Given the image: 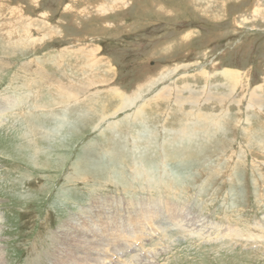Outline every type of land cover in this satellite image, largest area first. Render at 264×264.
<instances>
[{
	"label": "rangeland",
	"instance_id": "obj_1",
	"mask_svg": "<svg viewBox=\"0 0 264 264\" xmlns=\"http://www.w3.org/2000/svg\"><path fill=\"white\" fill-rule=\"evenodd\" d=\"M109 1L0 0V98L16 99L0 111L1 264H69L71 238L90 229L84 220L110 222L118 236L115 216L154 203L155 225L166 230L117 246L133 243L126 252L138 251L136 263L264 264V99L248 96L259 88L264 98V0ZM225 69L238 73L232 91L222 86ZM68 87L76 99L51 104ZM114 89L138 96L137 106L117 112ZM208 91L231 97L207 100ZM139 109L152 131L143 148L131 123ZM196 111L221 124L218 134L193 136L175 152L166 140L188 122L194 129ZM168 207L185 223L173 224ZM109 246L106 264L126 263L117 260L125 251L112 256Z\"/></svg>",
	"mask_w": 264,
	"mask_h": 264
},
{
	"label": "bare ground",
	"instance_id": "obj_2",
	"mask_svg": "<svg viewBox=\"0 0 264 264\" xmlns=\"http://www.w3.org/2000/svg\"><path fill=\"white\" fill-rule=\"evenodd\" d=\"M109 1V0H108ZM126 0H110L109 1V3H111L110 5L111 6H121V5H123V3L125 2ZM202 2H203V0H202ZM201 1L198 3V5L201 3V4H205V3H202ZM125 5V4H124ZM196 5V4H195ZM212 5V4H211ZM214 5V4H213ZM212 5V6H213ZM256 5V4H255ZM108 7V6H107ZM200 8H201V6H200ZM253 8H255V7H253ZM259 8V7H258ZM256 9V8H255ZM208 11V10H207ZM256 11V10H255ZM259 11H260V9H259ZM211 12V11H210ZM212 12H213V10H212ZM262 12H263V10L261 11V13L260 14H262ZM209 13V12H208ZM207 13V14H208ZM255 13V12H254ZM264 13V12H263ZM254 16V15H253ZM262 16V15H261ZM40 24V23H39ZM29 25V24H28ZM35 26V25H34ZM40 27V26H39ZM28 28V27H27ZM25 29V28H24ZM14 31V30H13ZM11 34V33H10ZM29 34V33H28ZM49 34H51V31H50V33ZM30 35V34H29ZM48 35V34H47ZM24 36H28V35H24ZM9 37H10V35H9ZM15 37V36H14ZM28 40H29V37H26ZM20 39V38H19ZM24 39V38H23ZM35 39V38H34ZM17 40V39H16ZM22 40V39H21ZM13 41V40H12ZM25 41V40H24ZM24 41L22 42L23 44H24ZM31 41V40H30ZM33 41V40H32ZM35 41V40H34ZM18 42V41H17ZM27 43H29L28 41H26ZM18 44V43H17ZM21 44V43H20ZM24 45H26V44H24ZM31 45V44H30ZM14 46V45H13ZM16 46V45H15ZM23 46V45H22ZM6 49V48H5ZM12 50H14V49H12ZM81 50V49H80ZM91 52V51H90ZM89 53V52H88ZM75 54V53H74ZM88 62H89V60H88ZM92 62V61H91ZM94 63V62H93ZM92 63V64H93ZM86 64V63H85ZM86 66H88V64L86 65ZM92 66V65H91ZM91 66L89 65V67L91 68ZM105 65H103V67H104ZM81 68V67H80ZM89 68V69H90ZM93 68V67H92ZM91 68V69H92ZM108 69V68H107ZM203 71H206V70H203ZM88 75H87V77H86V79L85 80H89V81H87L86 83H88V85L89 84H91V85H93V83L94 82H92L93 81V79H95V77L91 74V72H86ZM170 73H171V71H170ZM220 73V72H219ZM165 74V73H164ZM172 74V73H171ZM220 74H222L221 76H223L224 77V79H225V83H224V85H222L223 87H224V89L226 88L227 90H229V91H232V90H234V88H235V86H236V84H237V78H235V76H237L238 75V73H233V72H230V71H228V70H223V71H221V73ZM86 75V74H85ZM84 75V76H85ZM241 75V74H240ZM242 76V75H241ZM98 77V76H97ZM93 78V79H92ZM102 78V77H101ZM100 78V79H101ZM161 78H164V77H161ZM82 79V78H81ZM92 79V80H91ZM156 79V78H155ZM69 80V79H68ZM91 80V81H90ZM160 80V79H159ZM162 80V79H161ZM70 81H71V79H70ZM95 81V80H94ZM109 81V80H108ZM59 82H61V81H59ZM98 82V81H97ZM101 82H102V79H101ZM100 82V83H101ZM105 82V81H104ZM103 82V83H104ZM107 82V81H106ZM157 82V81H156ZM160 82V81H159ZM158 82V83H159ZM247 82V81H246ZM57 83H58V81H57ZM73 83V82H72ZM77 83H81L80 81L79 82H77ZM85 83V82H84ZM152 83V82H151ZM162 83V82H161ZM239 83H241V82H239ZM238 83V84H239ZM65 84V83H64ZM96 84H98V83H95L94 85H96ZM195 84V83H194ZM75 85V84H74ZM87 85V86H88ZM150 85H152V84H150ZM149 85V86H150ZM155 85V84H154ZM191 85V84H190ZM70 86V85H69ZM80 86V85H79ZM81 86H84V85H81ZM186 86H188V85H186ZM185 86V87H186ZM212 86V85H211ZM73 87V86H72ZM246 87V86H245ZM248 87V86H247ZM261 87V86H260ZM150 88H151V86H150ZM165 88V87H164ZM191 88V87H190ZM186 89V88H185ZM259 88H255V90H252V92L248 95L249 96V98H250V100L252 101V100H256V101H259L260 100V102H261V99H264L263 98V96L262 95H258L257 94V91L256 90H258ZM60 90L61 91H63L64 93L63 94H61V92L59 93V96H58V99H54V100H52V102H51V104H61V105H65V104H69V102L72 100V97H75V99H76V97H77V93H78V91H76L75 90V88H70V87H68V88H60ZM115 90V89H114ZM114 90H113V92H114ZM260 90V89H259ZM185 91V90H184ZM193 91V90H192ZM215 91H216V89H215ZM228 91V92H229ZM180 93H181V91H179ZM179 92H177V93H179ZM191 92V91H190ZM209 92V91H208ZM214 92V91H213ZM212 92V93H213ZM108 93V92H107ZM115 94H113L114 96H115V98L116 97H118L120 100H119V102H118V106H116L117 108H114V109H117V112L119 111V110H123L124 108H130V107H132V106H134L135 104H136V102L139 100V98H138V96H133V97H126L124 94H120V92L119 91H116L115 90V92H114ZM192 93V92H191ZM190 93V94H191ZM212 93L210 94V92H209V94H207L208 95V97H207V100H209V99H211V100H214V101H217V99L219 100V98L220 97H224V98H226V97H228V96H230L231 95V92H229V93H227V92H225L224 94L222 93V94H220V96L218 95V94H215V93H213V95H212ZM139 94V93H138ZM162 94V93H161ZM204 94V93H203ZM215 94V95H214ZM93 95V94H92ZM137 95V94H136ZM160 95V94H159ZM166 95V94H165ZM188 95H189V93H188ZM163 96V95H162ZM181 96V95H180ZM19 97V96H18ZM17 97V98H18ZM179 97V96H178ZM184 97V96H183ZM201 97V96H200ZM231 97V96H230ZM16 98V97H15ZM20 98V100L22 101V99H21V97H19ZM28 98V97H27ZM26 98V99H27ZM112 98V97H111ZM141 98V97H140ZM164 98H166V96H164ZM180 98V97H179ZM197 98V97H196ZM163 99V98H162ZM182 99V98H181ZM181 99H179V100H181ZM184 99V98H183ZM185 99H186V97H185ZM191 102H190V104L191 103H193V104H196V102H197V99H195V94H192L191 96H190V98H188ZM188 99H187V101H188ZM14 100V99H13ZM12 99H10V98H8V97H2V98H0V111L1 110H11L12 108H13V106L15 105V101H16V99H15V101H13ZM25 100V99H24ZM116 100V99H115ZM167 100V99H166ZM224 100V99H223ZM31 101H33V100H31ZM140 101H142V100H140ZM139 101V102H140ZM143 101H144V99H143ZM148 101V100H147ZM183 101H185V100H183ZM187 101H185V102H187ZM17 102H19V100L17 99ZM145 102V101H144ZM177 102H179V101H177ZM264 102V101H263ZM22 103V102H21ZM37 102H33V104H36ZM49 103V102H48ZM176 103V102H175ZM180 103V102H179ZM183 103V102H182ZM181 103V104H182ZM187 103H189V102H187ZM32 104V103H31ZM177 104V103H176ZM258 104H260L259 102H258ZM18 105V104H17ZM111 105V104H110ZM20 106H21V104H20ZM53 106V105H52ZM136 106H137V104H136ZM182 106V105H181ZM15 107H16V105H15ZM138 107H140V105L138 106ZM192 107V106H191ZM250 107V106H249ZM263 107V106H262ZM88 108H89V106H88ZM87 108V109H88ZM196 108V107H195ZM251 108V107H250ZM84 109V108H83ZM83 109L81 110V111H83ZM98 109V108H97ZM5 110V111H6ZM90 110V109H89ZM109 110V108L106 106H103L102 108H101V110H100V116L104 119L105 118V112L106 111H108ZM191 110V109H190ZM198 110V109H197ZM86 111V110H85ZM85 111H83V112H85ZM37 112V111H36ZM116 111H115V113H117ZM183 112V111H182ZM92 113H93V111H92ZM111 112H108V114L107 115H109ZM47 114V113H46ZM87 114V113H86ZM113 114H114V112H113ZM112 114V115H113ZM135 114V116H133L134 118H133V120L131 121V123H132V126H133V135L136 133V130H135V127H136V124L137 125H139V127L140 128H137L138 130H137V132L140 134V135H138V134H135L134 135V138H135V141H138L137 143H139V146L140 147H142L143 145H142V141H144V140H142L143 138H145V137H143V135H145L146 136V138H149L147 135H151V133L150 132H152L151 130H149V127H148V125H147V119H145L142 115H143V113H142V111H141V109H139V110H137V112L136 113H134ZM133 114V115H134ZM194 115H195V118H196V127L194 128V129H191L190 130V128H189V130L187 129V126H189V124H191V122H188L189 124L186 126V127H184L183 129H180V130H178V131H174L173 132V134L169 137V139L168 140H166L167 142L169 141V143H168V145L171 147V146H173V150L175 151V147H174V145L175 144H177V143H179V142H187L188 141V139L189 140H191L190 138H194L193 136H195V137H197V138H202V139H204L205 140V142H208L209 141V139L210 138H213L214 136H215V134L217 135L218 134V132H219V130H217L218 128L220 129V127H221V124L218 122V121H216L215 119L213 120V122L211 121V120H209L210 118H211V116L210 115H208V114H205L204 112H201V111H196V112H194L193 113ZM42 115V114H41ZM87 115H90V114H87ZM96 115V114H95ZM111 115V114H110ZM187 115H190V114H185V116H187ZM29 116V115H28ZM83 116V115H82ZM81 116V117H82ZM91 116V115H90ZM33 117V116H32ZM83 117H85V116H83ZM93 118H92V120L91 121H96V117H94V116H92ZM145 117H147V116H145ZM188 117V116H187ZM192 117H193V115H192ZM191 116H190V118H192ZM28 118V117H27ZM88 118V117H87ZM30 119V118H29ZM90 119V118H89ZM99 119V118H98ZM127 119V118H126ZM36 120V119H35ZM48 120V119H47ZM208 120V121H207ZM224 120V119H223ZM44 121V120H43ZM90 121V120H89ZM100 121H102V119L100 120ZM186 121V120H185ZM195 121V120H194ZM215 121V122H214ZM31 122V121H30ZM29 122V123H30ZM47 122V121H46ZM93 123V122H92ZM195 123H192V124H195ZM31 124V123H30ZM47 124V123H46ZM128 124V123H127ZM42 125V124H41ZM129 125V124H128ZM184 125V124H183ZM205 125H206V127H208L209 129H206V127H205ZM99 126V125H98ZM194 126V125H193ZM27 127V126H26ZM32 127V126H31ZM34 127V126H33ZM97 127V126H96ZM191 127V126H190ZM44 128V127H43ZM109 128V127H108ZM192 128V127H191ZM48 129V128H47ZM41 130H44V129H42L41 128ZM132 131V130H131ZM221 131V130H220ZM31 134H34V133H31ZM53 135V134H52ZM39 136V135H38ZM48 136V135H47ZM156 137V136H155ZM30 138V137H29ZM264 138V137H263ZM28 139V138H27ZM156 139V138H155ZM166 139V138H165ZM142 140V141H141ZM134 141V140H133ZM150 141V140H149ZM43 142V141H42ZM51 142V141H50ZM145 142V141H144ZM148 142V141H147ZM189 142V141H188ZM202 142V141H201ZM52 143V142H51ZM58 144V143H57ZM151 144V143H150ZM154 144H156V143H154ZM161 144H163L162 142H161ZM164 144H166V143H164ZM180 144H182V143H180ZM184 144V143H183ZM49 145H50V143H49ZM123 145V144H122ZM121 145V146H122ZM148 145V144H147ZM146 145V146H147ZM152 145V144H151ZM179 144H177L176 146H178ZM26 146V145H25ZM120 146V147H121ZM123 146H125V145H123ZM161 146V145H160ZM167 146V145H166ZM186 146V145H185ZM197 146V145H196ZM138 147V146H137ZM144 147V146H143ZM142 147V148H143ZM164 147V146H163ZM168 147V146H167ZM179 147H181V146H179ZM179 147H177V149L179 148ZM114 148V147H113ZM139 148V147H138ZM147 148V147H146ZM166 148V147H165ZM35 149H37V148H35ZM110 149V148H109ZM118 150H119V148H117ZM124 149V148H123ZM122 149V150H123ZM151 149V148H150ZM154 149V148H153ZM176 149V150H177ZM181 149V148H180ZM180 149L178 150L179 152H180ZM112 150V149H111ZM164 150V149H163ZM166 150L168 151V149L166 148ZM183 150V149H182ZM186 151L188 150V149H185ZM33 151H34V149H33ZM109 151V150H108ZM116 151V150H115ZM121 151V150H120ZM153 151V150H152ZM174 151L172 152V150H171V154L172 153H174ZM35 152H37V151H35ZM112 152V151H111ZM114 152V151H113ZM113 152L111 153V154H113ZM138 152V151H137ZM165 152V151H164ZM176 152V151H175ZM179 152L177 153V154H179ZM191 152V151H190ZM40 153V152H39ZM42 153H43V150H42ZM121 153H122V151H121ZM136 153V152H135ZM141 153V152H140ZM140 153H138V154H140ZM147 153V152H146ZM149 153H150V151H149ZM181 153V152H180ZM189 153V152H188ZM46 154V153H45ZM167 154L169 155L170 153H168L167 152ZM170 154V156L169 157H171L172 155ZM199 154V153H198ZM47 155V154H46ZM118 155H120L119 154V152H118ZM125 155V154H124ZM141 155V154H140ZM145 155V154H144ZM164 155V154H163ZM42 156V155H41ZM107 156V155H106ZM113 156H115V155H113ZM132 156V155H131ZM145 156H147V155H145ZM144 156V157H145ZM167 156V155H166ZM183 156V155H182ZM181 156V157H182ZM40 157V156H39ZM109 157H110V155H109ZM124 157V156H123ZM93 158V157H92ZM114 158V157H113ZM112 158V160H113V163L114 164H116L115 163V161H114V159ZM116 158V157H115ZM128 158V157H127ZM137 158H139V157H137ZM137 158H136V160H137ZM147 157H145V159H146ZM173 158V157H172ZM174 158H175V154H174ZM94 159V158H93ZM122 159V158H121ZM132 159V158H131ZM85 160V159H84ZM89 160V159H88ZM87 160V161H88ZM119 160V159H118ZM150 160V159H149ZM83 161V160H82ZM81 161V163H83ZM93 161V160H92ZM95 161V160H94ZM105 161V160H104ZM120 161V160H119ZM122 161V160H121ZM184 161V160H183ZM40 162V161H39ZM86 162V161H85ZM96 162V161H95ZM94 162V163H95ZM112 162V161H111ZM116 162H117V159H116ZM146 162H147V159H146ZM88 163H89V161H88ZM91 163V162H90ZM90 163H89V165H90ZM42 164H43V162H42ZM47 164V163H46ZM80 164V163H79ZM87 164V163H86ZM76 165V164H75ZM81 165V167H82V165L83 164H80ZM93 165V164H92ZM109 165V164H108ZM78 166V165H77ZM93 166H95V165H93ZM133 166V165H132ZM86 167V169H88V167L87 166H85L84 165V168ZM134 167V166H133ZM78 168H79V166H78ZM83 168V167H82ZM92 169H93V167H91ZM90 168V169H91ZM95 168V167H94ZM136 168H137V170H138V173H140L141 172V165H140V163H137L136 164ZM80 169V168H79ZM96 169V168H95ZM100 169V168H99ZM103 169V168H102ZM146 169V168H145ZM147 170V169H146ZM79 171V170H78ZM77 171V172H78ZM84 171V170H83ZM82 171V172H83ZM84 173V172H83ZM107 173V172H106ZM135 173V172H134ZM143 173H145V172H143ZM148 172L146 171V174H147ZM79 174V173H78ZM82 174V173H81ZM81 174H79V175H81ZM95 174V173H94ZM150 174V173H149ZM148 174V175H149ZM86 175V174H85ZM139 176V175H138ZM147 176V175H146ZM145 176V177H146ZM66 177V176H65ZM64 177V179H66ZM80 177H82V176H80ZM99 177V176H98ZM137 177V176H136ZM92 178V177H91ZM108 178V177H107ZM153 178V177H152ZM157 178V177H156ZM98 179V178H97ZM230 179V178H229ZM88 180V179H87ZM112 180V179H111ZM146 180V179H145ZM144 180V181H145ZM150 180V179H149ZM107 181V180H106ZM140 181H141V179H140ZM143 181V180H142ZM147 181V180H146ZM152 181V180H151ZM155 181V180H154ZM68 182H69V179H68ZM150 182V181H149ZM70 183V182H69ZM151 183V182H150ZM150 183H146V184H150ZM168 184V183H167ZM132 185V184H131ZM127 186V185H126ZM93 188H94V186H93ZM99 188V187H98ZM121 190V189H120ZM143 199V198H142ZM132 202V201H131ZM150 202V201H149ZM130 204V203H129ZM133 204H135V203H133ZM161 204V203H160ZM136 205V204H135ZM138 205V204H137ZM162 206V205H161ZM136 207H139L136 211H134L133 213H131V214H129L130 216L133 214V218L132 217H126L125 219L124 218H117L116 216L114 217V220H118L113 226L115 227V228H119V235L117 236V235H115L114 233H115V231L114 230H112L110 227H111V225H110V222L108 223V228L107 227H105V228H103V226H102V229L101 228H99V226H97V225H94V224H92V223H90V221L89 220H84V224L83 225H86V224H88V226H87V228H90L89 230H78L79 231V233H80V237H77V236H73L71 239L73 240V241H75V243H76V248L74 249V248H72V249H74V255L72 256L71 254L69 255V258H68V262H69V264H96V262L98 263V264H106L107 262H106V260H105V258H102V257H104L105 256V254L106 253H108V248L110 247L109 245H111V246H113L114 248H113V250L111 251V254H112V256L115 254V253H117L119 250H122V253H123V255H122V257H117V260H119V259H121V258H124V256L126 255V256H129L128 258H127V260H126V263L124 262L123 264H138V263H136L135 261H137L136 259H137V255H138V251H135L134 252V255H132V254H128L126 251L131 247V246H133V243H131L130 245H127L126 247H117V246H122V245H126L128 242V240H130V239H139V233H146L147 235H154L155 233H157L159 230H163V229H165V228H163V227H161V226H159V225H155V223H156V221H155V219H157V217H159L160 216V214L158 213L159 211L157 210V209H159L158 208V206L154 203V205L152 204V205H150V204H140V205H138V206H136ZM154 207V208H153ZM181 207V206H180ZM156 208V210L158 211H154V209ZM161 208V207H160ZM162 208L164 209L165 208V206H162ZM169 209H171V210H168V212L169 211H173V213L171 214V216H169L172 220H173V222H175V223H173V224H175V225H177V224H180L181 225V223H185V221H177V219H179V218H176L177 216V214H176V212H178L177 211V209L175 208V207H168ZM181 211V210H180ZM179 211V212H180ZM167 212V211H166ZM113 213H115V212H113ZM185 213V212H184ZM120 214V213H119ZM163 214H165V213H163ZM186 214H184V216H180V219L181 218H183V219H185L186 221H188V222H186V223H190L191 221H192V219H188L186 216H185ZM168 216V215H167ZM178 217H179V215H178ZM112 220H113V217L111 218ZM127 220H128V222H127ZM164 220V219H163ZM170 220V219H169ZM126 221V222H125ZM166 221V220H165ZM190 221V222H189ZM69 222V221H68ZM163 221H160L158 224H165V225H167V223L165 222V223H162ZM176 222H179V223H177L176 224ZM106 224V223H105ZM170 225V224H169ZM95 227V229H93L92 230V228H94ZM146 227H150L149 229L148 228H146ZM78 228V227H77ZM97 228H99L100 229V233H99V230H97ZM187 228V227H186ZM73 229V228H72ZM166 230V229H165ZM200 230V229H199ZM169 231V230H168ZM190 231V230H189ZM198 231V230H197ZM186 232V231H185ZM188 232V231H187ZM108 233V234H107ZM122 233H123V236H122ZM146 235V236H147ZM162 235H164V236H166V233H164V234H162ZM126 236H128V238L126 237ZM141 236V235H140ZM86 237H88V239H86ZM135 237V238H134ZM149 237V236H148ZM160 237H161V235H160ZM228 237V236H227ZM89 238H91V240L89 239ZM130 238V239H129ZM141 238V237H140ZM162 238H164V237H162ZM67 240V239H66ZM70 240V239H69ZM116 240H118L117 241V243H118V245H115V244H113L114 243V241L116 242ZM65 241V240H64ZM71 241V240H70ZM124 241V242H123ZM137 241V240H136ZM135 241V242H136ZM134 242V241H133ZM257 242V241H256ZM70 244V243H69ZM68 244V245H69ZM67 247V246H66ZM99 247H101L102 249H103V251L102 252H100V251H97L98 250V248ZM121 248V249H120ZM55 251V250H54ZM100 252V253H99ZM136 253H137V255H136ZM51 255V254H50ZM61 255V254H60ZM58 256V255H57ZM111 256V257H112ZM59 257V256H58ZM52 258V257H51ZM60 258V257H59ZM63 258H64V256H63ZM108 258V257H107ZM53 259H55V258H53ZM110 259L111 258H109V259H107V260H109L110 261ZM116 259V258H115ZM122 260V259H121ZM1 261H2V256H1V253H0V264H1ZM51 261V260H50ZM98 261H100V262H98ZM52 262V261H51ZM116 262H118V261H116ZM140 262H142L141 260H140ZM146 262V261H145ZM144 262V263H145ZM145 264H148V263H145Z\"/></svg>",
	"mask_w": 264,
	"mask_h": 264
}]
</instances>
